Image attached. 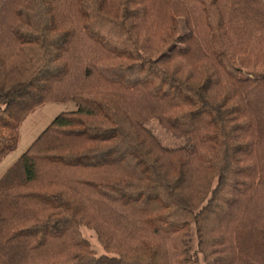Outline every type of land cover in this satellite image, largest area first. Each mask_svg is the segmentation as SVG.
I'll return each mask as SVG.
<instances>
[{
	"label": "trees",
	"instance_id": "16d2710c",
	"mask_svg": "<svg viewBox=\"0 0 264 264\" xmlns=\"http://www.w3.org/2000/svg\"><path fill=\"white\" fill-rule=\"evenodd\" d=\"M48 102L0 264H264V0H0V164Z\"/></svg>",
	"mask_w": 264,
	"mask_h": 264
},
{
	"label": "rangeland",
	"instance_id": "374dc122",
	"mask_svg": "<svg viewBox=\"0 0 264 264\" xmlns=\"http://www.w3.org/2000/svg\"><path fill=\"white\" fill-rule=\"evenodd\" d=\"M77 107L73 102L58 103L48 102L28 115L19 128L20 140L17 150L9 154L0 165V178L4 175L12 163H14L47 128V126L62 112L74 111ZM149 126L166 146L180 144V139L175 138L171 133L164 130L157 121H151ZM83 235L92 243L93 248L102 254L103 248L100 245L97 234L90 229L83 228Z\"/></svg>",
	"mask_w": 264,
	"mask_h": 264
},
{
	"label": "crops",
	"instance_id": "0c3cea01",
	"mask_svg": "<svg viewBox=\"0 0 264 264\" xmlns=\"http://www.w3.org/2000/svg\"><path fill=\"white\" fill-rule=\"evenodd\" d=\"M1 165V164H0ZM13 165V163L10 165V166H12ZM10 166H8V167H10Z\"/></svg>",
	"mask_w": 264,
	"mask_h": 264
}]
</instances>
